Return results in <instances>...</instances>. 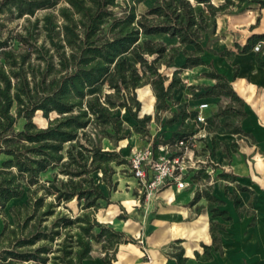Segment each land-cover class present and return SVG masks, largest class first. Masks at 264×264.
I'll use <instances>...</instances> for the list:
<instances>
[{
	"label": "trees",
	"instance_id": "1",
	"mask_svg": "<svg viewBox=\"0 0 264 264\" xmlns=\"http://www.w3.org/2000/svg\"><path fill=\"white\" fill-rule=\"evenodd\" d=\"M143 0H63L57 12L47 11L36 17L24 32L3 35L0 30V205L20 197L28 187V200L10 210L14 224L0 231L1 264H85L100 243L102 261L114 264L121 242L136 238L111 224L100 221L94 211L108 199L100 181L92 175L102 173L108 188L115 186V165L128 164V157L116 148H105L102 137L118 142L128 137L120 109H128L137 121L134 130L148 132L151 114L140 115L142 101L137 88L151 84L156 96L157 113L169 107L173 89L182 79L183 68L204 64L203 53L229 54L210 46L217 26V16L225 11L243 10L264 0H155L145 12L137 13ZM58 0H0V13L14 4L19 15L35 14L41 7H51ZM199 5L204 7H198ZM2 24V23H1ZM43 39L40 41V33ZM168 33L179 45L167 46L162 40L142 35ZM260 36L253 35L239 50H250ZM14 39L19 44L15 45ZM190 44L192 48H186ZM183 50L185 62L170 75L166 69ZM132 55L129 59L126 55ZM264 66L263 51L257 52ZM206 76L216 82L205 86L202 96L223 95L226 104L207 117L213 128L225 126L229 133H242L239 123L245 115L244 99L229 78L211 63ZM106 84L104 94L89 95L88 88ZM57 116L46 126L34 121L35 113ZM221 116H226L219 121ZM24 119L17 129L20 119ZM182 120L174 142L203 126L197 110L181 106L167 118V123ZM155 155L158 144L154 143ZM208 144L204 146V149ZM58 167L48 183H39L40 173ZM63 174L66 177H60ZM222 178H235L231 171H221ZM204 170L193 178L207 177ZM39 184L44 192L40 195ZM242 189L246 187L241 186ZM52 196V199H46ZM205 196L213 216L231 222L227 209L220 207L210 185L198 188L194 201ZM78 201L81 211L74 215L57 209L61 202ZM235 204L241 197L233 194ZM125 217V215H121ZM211 222L213 243L196 251L202 260L210 259L212 249H220L219 229L226 223ZM178 263L185 262L183 250L175 253Z\"/></svg>",
	"mask_w": 264,
	"mask_h": 264
},
{
	"label": "crops",
	"instance_id": "2",
	"mask_svg": "<svg viewBox=\"0 0 264 264\" xmlns=\"http://www.w3.org/2000/svg\"><path fill=\"white\" fill-rule=\"evenodd\" d=\"M156 34L172 41L163 40L167 46L179 45L177 37L164 32ZM253 35H264V7L253 5L243 10L220 13L210 46L216 51L227 50L229 54L206 50L203 53L204 64L183 68L181 74L184 80H190V86L202 84V90L192 91L181 82L173 89L169 107L159 112L170 113V117L183 105L188 110H197L199 103L207 102L205 112L210 116L218 109L219 102L228 103L229 98L223 95H201L206 85L216 82L205 74L211 70V63L229 78L244 99L246 113L239 120L242 133H229L223 125L211 126L206 147L214 159L236 175L229 179L221 177L210 184L213 194L224 201L220 207L228 210L232 221L225 222L221 216H213L205 196L194 201L198 187L208 184L201 177L189 178V185L184 188L167 182L159 192L146 197L140 193L137 180L129 170L119 171L115 176V186L111 189L106 186L107 190H104L108 199L102 202L97 218L135 237L136 241L119 244L114 264H179L175 253L180 249L187 257L182 264H264V66L257 61L258 51L262 50L264 55V36L257 40L262 43L260 50L252 47L243 51L237 47V43L244 46ZM185 47L191 49L192 45L186 44ZM184 62L185 55L181 49L172 69L181 68ZM150 90V103L145 106L142 103L141 116L152 115L156 108L152 86ZM225 117L220 118L223 121ZM166 120L161 128L170 140L180 131L182 120L174 123H167ZM124 139L131 140L130 137ZM137 142L139 146L145 144L140 136ZM119 150L124 153V149ZM233 194L241 197L238 205ZM212 221L226 223L225 229L218 231L221 248L212 249L213 256L202 260L197 258L196 251L203 253V244L213 243ZM139 237L144 241L140 242ZM84 263L105 264L101 248L95 247L93 257L85 259Z\"/></svg>",
	"mask_w": 264,
	"mask_h": 264
},
{
	"label": "rangeland",
	"instance_id": "3",
	"mask_svg": "<svg viewBox=\"0 0 264 264\" xmlns=\"http://www.w3.org/2000/svg\"><path fill=\"white\" fill-rule=\"evenodd\" d=\"M154 1L155 0H143L142 2L138 3L137 13L139 14V13L145 12L146 9ZM213 1L217 3L219 0H213ZM62 3H63V0H58V3L54 6L38 8L36 10L35 14H33V15H30L28 13H25L23 15H19L14 4H12L11 5L12 9L6 8L3 12L0 13V30L2 31L3 35H16L19 32H24L25 26L29 25L32 21H34L36 17H41L47 11L57 12V8ZM256 4L259 5L258 3H256ZM198 7L200 8V7H204V6L199 5ZM43 35L44 34L41 32L40 37H39L40 41L43 39ZM147 37H149V36L142 35L141 39L143 40L144 38H147ZM150 37L153 39H160V40L162 39V41L167 40L168 43H172L171 40H169L166 37L164 38L163 35H159V34L155 35L154 34ZM14 43H15V45L19 44L16 39H14ZM126 56L129 59H132V55L127 54ZM173 67H175V64L173 66H171L170 68L166 69V72L170 75V77L173 74V69H172ZM179 75L182 79L181 84H184L185 86H189L192 91H197L198 89L202 90V84L196 85V86H190L188 84L189 83L188 81H190V80L185 81L181 72L179 73ZM204 81H206V80H204ZM198 83H201V82H198ZM150 88H151V85L149 83L144 84L143 86L137 88L138 97L142 101L144 106L150 103L151 96H152ZM87 90H88L89 95H92L95 93L104 94L106 91H108V87L106 84H98V85L89 87ZM221 103L225 104L224 101L219 102V104H221ZM216 108H218V107L216 106ZM120 112L122 114L124 122L127 125L126 132L128 133V137H130L131 140H130V142H128V139H124V140L121 139L118 142V144L116 145L115 142L110 140L109 138L102 137V139H101L102 145L105 148H111V149L116 148L117 150L124 149V153L130 155L132 149L140 147L138 145V142H137V141H139V136L142 138V141L145 143L144 145L147 144L146 143L147 141H149L148 143H151V144L158 143L159 145H161V144H163V141L168 139V138H166L167 135L163 133L161 126H162V122L169 117L170 113L169 114H163V113L160 114V113H157L156 108H155L152 112V119L148 123V132L147 133H141V132H137L134 130V125L136 124L137 121L132 117L130 111L128 109L123 108V109H120ZM140 113H141V111H140ZM56 116H57V113L54 111L51 112L48 116H45L42 110H38L35 113L34 121L39 126H46L49 123V121L51 119L55 118ZM222 119L223 118H219V121L221 122ZM24 121L25 120L23 118L20 119L16 128L17 129L21 128ZM225 149L226 148L223 147L224 151H225ZM224 155H227L226 152H224ZM3 157H4V155H0V165H1V161H2ZM115 167L117 169V172L128 171L125 164L115 165ZM56 171H58V167H50L46 171L40 173L39 183L47 185L48 179L53 178ZM117 172L115 173V176L117 175ZM92 175L96 178L97 181H100L101 186L106 191L107 190V188H106L107 184L101 180L102 173L100 171H94L92 173ZM59 176L64 177V178L66 177L63 174H59ZM220 178H221L220 175L217 174L215 177V181L219 180ZM205 185H209V184H205ZM205 185H203L202 187H205ZM38 186H39V184H35L32 187L33 188L37 187L38 193L41 195L44 192V190L42 187H38ZM28 197H29V192H28V187H26L25 192L20 197H16V198L11 199L10 201H8L6 203L5 206L0 205V231L3 229V227L6 224H9V225L14 224L13 214L10 210L11 206L14 204L22 205L23 203H25L28 200ZM52 198H53L52 196L46 197V199H48V200L52 199ZM102 202L105 203V200H102ZM80 206L81 205L78 204V201L76 199H73V200L68 201V202H61L60 205L57 207V209H63L67 213L74 215L78 211H81ZM98 213H99V209L94 211V215L96 217H97ZM139 238H142V237H139ZM100 245H101L100 243H97V244H95V247L98 248V247H100ZM20 264H27V263L21 262Z\"/></svg>",
	"mask_w": 264,
	"mask_h": 264
},
{
	"label": "built area",
	"instance_id": "4",
	"mask_svg": "<svg viewBox=\"0 0 264 264\" xmlns=\"http://www.w3.org/2000/svg\"><path fill=\"white\" fill-rule=\"evenodd\" d=\"M261 45V42H257L253 48L260 50ZM207 107V102H201L197 107V120L203 124L202 127L187 137L158 144V155H155L151 143L132 149L127 168L136 178L140 193L148 197L151 193L159 192L167 182L184 188L189 185L188 179L192 180L193 175L200 170L208 173L203 179L210 185L221 171H229V168L212 157L207 148L204 149L211 128L207 123ZM139 241L144 240L140 238Z\"/></svg>",
	"mask_w": 264,
	"mask_h": 264
}]
</instances>
